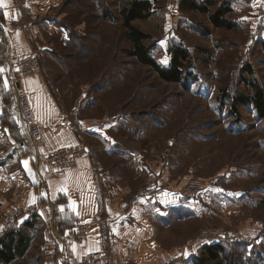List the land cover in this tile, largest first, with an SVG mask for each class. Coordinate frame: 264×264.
Masks as SVG:
<instances>
[{"label":"rangeland","instance_id":"rangeland-1","mask_svg":"<svg viewBox=\"0 0 264 264\" xmlns=\"http://www.w3.org/2000/svg\"><path fill=\"white\" fill-rule=\"evenodd\" d=\"M128 1L61 0L58 9L64 14L59 24L68 27V40L63 42L60 31L53 34L54 55L42 61L37 53L40 71L36 74L48 69V80L68 98L75 93L79 98L83 85H88L87 95L95 103L91 112L117 120L107 133L122 153L108 158L115 183L122 187V202L128 205L161 180L166 188H177L178 209L170 207L167 221L154 222L153 264H194L209 245L220 246L218 260L228 264H264V117L256 115L252 104L240 105L238 116L230 112L232 95L253 93L247 81H256L264 89V52L259 45L264 43V5L253 0H215L210 12L224 3L232 7L226 16L236 26L226 29L214 27L206 14L181 9L180 0H151L152 15L132 24L150 35L149 53L163 67L169 66L174 47L188 50L186 71L195 79L183 85L162 80L152 68L126 54L130 44L120 24L119 7ZM246 64L251 73L239 71ZM73 102L66 104L81 107L79 99ZM82 143L88 145L85 139ZM16 148L12 143L0 144V151L10 152L1 160ZM41 163L33 166L40 178L35 201L23 205L21 194L0 196V237L6 231L22 230L29 238L23 256L10 264H48L59 254L57 248L50 260L40 250L46 241L54 240L45 238V232L54 230L53 224L58 229L54 210L45 201L43 176L59 177L46 170L44 158ZM194 186L195 192L184 194ZM34 204L39 205L36 211H26ZM20 210L3 231L5 220ZM26 217L32 226L19 223ZM76 224L85 223L68 226L70 237ZM191 248L197 249L196 255L188 252ZM116 258L119 264L117 253ZM72 260L67 256L63 262Z\"/></svg>","mask_w":264,"mask_h":264},{"label":"crops","instance_id":"crops-1","mask_svg":"<svg viewBox=\"0 0 264 264\" xmlns=\"http://www.w3.org/2000/svg\"><path fill=\"white\" fill-rule=\"evenodd\" d=\"M253 2L264 5V0ZM60 3L61 0H3L0 4V68L4 69L0 73V144L17 146L12 156L0 159V196L12 192L14 196L21 194L23 205L35 201L40 178L36 177L33 166L39 161L42 165L41 160L47 153L85 139L87 150L75 167L64 170L58 178L46 173L43 176L47 186L45 201L54 210L52 218L59 225L55 230L51 222L54 230L44 235L53 237L59 252L48 264H65L67 256L79 258L87 252L108 248L115 250L119 264H153L154 222L167 221L169 211L178 209L177 188L168 189L161 180L162 184L147 187L145 195H135L128 205L122 202V187L115 183L108 158L122 153L116 150L114 137L107 133L117 120L91 112L95 103L87 95L88 85H83L80 97L75 99L76 93L68 98L48 80V69L46 73L19 78L17 60L21 56L38 53L44 61L45 56L54 55L57 45L54 33L60 31L63 42L68 40V27L59 24L64 14L58 9ZM65 33L67 37L63 36ZM19 86L28 94L39 128L35 136L28 132L21 115L17 100ZM77 99L80 108L76 104L67 106V101L75 103ZM104 166L110 167V171ZM71 202H75V208ZM10 206L15 207L12 203ZM34 217L44 220L40 214ZM20 221L21 225L32 226L28 217ZM79 222L88 228V239L83 243L73 240L66 229ZM14 231L25 235L22 230ZM196 251L188 250L191 255H196ZM193 262L198 264L197 260Z\"/></svg>","mask_w":264,"mask_h":264},{"label":"trees","instance_id":"trees-1","mask_svg":"<svg viewBox=\"0 0 264 264\" xmlns=\"http://www.w3.org/2000/svg\"><path fill=\"white\" fill-rule=\"evenodd\" d=\"M202 1L203 3H197L195 0H180L179 5L181 9L195 10L206 14L214 27L233 29L236 26L235 22L229 20L226 16L232 10V7L228 3H224L225 5L223 7L218 6V8H215L216 10L210 12L209 8L215 7V0ZM101 12L103 16L107 15V12L103 8H101ZM152 13L151 0H130L119 7L120 24L126 29V38L130 44V48L126 51V54L135 57L136 61L140 64L152 68L164 81L182 83L183 85L187 84L186 81L189 78L193 81L195 77H193L191 72L186 71V64L190 62V54L187 49L180 46L174 47L171 52L172 58L168 67H163L149 53V47L146 42L150 39V35L135 27L132 22L136 19H146L151 16ZM259 45L262 46L264 52V43L260 42ZM239 71L241 73H251L252 67L249 66V64L242 65ZM247 85L251 86L253 93L251 95L242 93L232 95L230 112L238 116V107L240 105L252 104L256 115L259 118H263L264 89L253 80L247 81ZM223 95H225V92ZM28 243L29 238L21 232L6 231L4 235L0 237L1 264H7L15 258L22 256L27 249ZM219 249L220 246L218 245L204 246L202 252L204 256L196 258L198 264H228L227 262L218 260Z\"/></svg>","mask_w":264,"mask_h":264},{"label":"built area","instance_id":"built-area-1","mask_svg":"<svg viewBox=\"0 0 264 264\" xmlns=\"http://www.w3.org/2000/svg\"><path fill=\"white\" fill-rule=\"evenodd\" d=\"M40 71V60L38 54H27L19 58L18 61V72L20 78L34 75ZM17 100L20 105L21 115L24 119L25 125L27 126L28 132L35 136L39 133V128L35 122V117L31 105L29 103L28 94L25 89L20 86L17 89ZM86 146L83 143L75 145H66L59 147L49 152L44 157V166L48 172L55 176H60L66 169L73 168L77 160L81 158L86 152ZM10 155L5 150L0 151V159ZM150 182L154 181V176L150 175ZM198 188L184 190V194H190L195 192ZM39 206V205H38ZM36 204L27 208L26 211L34 212L38 209ZM41 208V206H40ZM21 212H12V216L5 220L4 226L2 225L3 231L6 227L9 228ZM5 229V230H4ZM71 238L77 242H85L88 239V228L86 224H76L71 230ZM57 246L54 240L46 241L40 248L46 259H53L55 256ZM71 264H118L116 258V252L112 248H108L104 251H92L83 254L80 258H74ZM168 264V263H163Z\"/></svg>","mask_w":264,"mask_h":264},{"label":"snow or ice","instance_id":"snow-or-ice-1","mask_svg":"<svg viewBox=\"0 0 264 264\" xmlns=\"http://www.w3.org/2000/svg\"><path fill=\"white\" fill-rule=\"evenodd\" d=\"M3 3V0H0V4ZM5 15H7V13H5ZM165 63L167 62L166 60L164 61ZM4 71V69L0 68V73H2ZM5 86H7V80L5 79ZM25 164V166L27 165V162H23ZM71 206L73 208H75V202H71ZM64 206H61V210H63ZM189 253L185 252L184 255H188Z\"/></svg>","mask_w":264,"mask_h":264}]
</instances>
